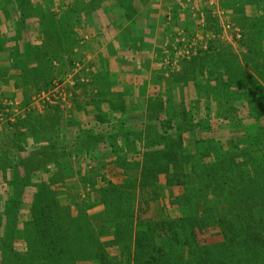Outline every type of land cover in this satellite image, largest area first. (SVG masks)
Listing matches in <instances>:
<instances>
[{"label":"rangeland","instance_id":"1","mask_svg":"<svg viewBox=\"0 0 264 264\" xmlns=\"http://www.w3.org/2000/svg\"><path fill=\"white\" fill-rule=\"evenodd\" d=\"M104 1L0 0V19L4 15L9 21L10 39L23 56L35 55L40 64L30 97L0 93V264L245 263L244 249L227 247L202 204L198 211L193 205L208 192L194 174L204 170L206 159L218 161L236 145L241 149L235 152L250 153L243 162L254 163L264 177V100L248 102V110L239 114L232 101L215 105L212 116H194L186 112L195 108L191 85L181 103L184 112L177 113L172 97L164 102L165 126L151 123L141 135L97 131V114L91 112H97V26L102 30L106 24L97 19V7ZM115 1L121 13L141 10L137 0ZM243 7L249 9L240 20L247 33L242 38L235 26L239 20L231 19L232 31L217 45L222 51L207 60L224 62L229 77L241 70L242 57L258 58L264 66V0H228L224 16L242 14ZM253 11L260 16L255 34L250 32ZM226 22H220L222 30ZM189 38L179 36L168 48ZM243 46L250 53H242ZM168 48L155 54L167 76L198 55L176 54L168 69L162 64ZM211 67L213 75L220 68ZM32 69L23 68L20 76L27 79ZM198 73L204 75L197 68L188 79L196 94L207 93L210 100L221 86ZM77 114L88 116L84 127ZM73 123L77 128H70ZM140 155L147 164L140 166L144 181L134 175L141 171L135 165ZM184 196L193 204L184 206ZM184 207H191L190 213ZM189 216L195 222L182 220ZM255 263L264 264V256Z\"/></svg>","mask_w":264,"mask_h":264},{"label":"crops","instance_id":"2","mask_svg":"<svg viewBox=\"0 0 264 264\" xmlns=\"http://www.w3.org/2000/svg\"><path fill=\"white\" fill-rule=\"evenodd\" d=\"M157 1L158 5L153 4L151 0H137L135 3L141 6V10L131 15L121 13L119 3L115 0H105L97 7V19L106 23L102 30L97 26V112H91L97 114V131H121L141 135L148 131L151 123H156L158 127H162V124L165 126V123H161L167 115L164 102L172 97L177 113L184 112L181 103H184L187 89L191 85L193 93L190 101L194 102L195 108H186V112L190 109L191 115L194 116H200L201 113L205 117L212 116L215 105L229 106L227 103L232 101L235 102V108L232 110L239 114L248 110V102L264 100V66L261 67L258 58L242 57V67L239 66L241 70L233 71L231 77L227 74L228 70L223 68L224 62L211 64L207 61L210 56L222 51L223 48L217 46L221 35L232 31L224 26V30L221 29L223 21L231 22V19L237 18L239 21L235 26L237 25L240 36H244L245 31L247 33L240 20L248 16V8L243 7L242 14L237 11L235 15L232 11L224 16L228 0ZM167 15L169 17L166 18ZM252 15L254 28L250 29V32L255 34L260 16L256 11H253ZM9 28L10 23L8 20L5 22L3 15L0 19V93L21 100L34 94L36 88L32 87V81H35V75L39 74L36 72V65L39 67L40 64L37 62V56L22 55L16 41L10 39ZM179 36H196L194 47L198 55L191 57L192 62L180 64L178 74L167 76L158 63L161 62L159 55L157 59L155 54L165 53ZM18 42L22 44L25 41L21 38ZM168 49L169 55H172L173 49ZM241 51L250 53L247 46L241 47ZM213 65L220 67L215 70L217 72L214 75L211 72ZM25 67L33 68L27 79L20 76ZM197 68L204 74L198 73V76H206L207 80L215 78L216 83L221 86L219 92H214L215 97L210 100L206 96L207 93L196 94L192 79H188ZM168 89L173 96H168ZM258 107L255 105L253 109L259 111ZM77 118L82 120L84 127L88 116L77 114ZM70 121L74 122L73 117ZM205 125L207 128L212 127L208 121ZM70 128H77V125L73 123ZM143 140L142 135L141 141ZM215 140L220 138L216 137ZM136 142V139H132L130 146L135 147ZM161 147L164 148L163 145ZM135 160L138 161L135 163L139 165L138 168L147 165L143 155ZM209 163H212L210 158L205 160V164ZM142 173L143 168L134 175L144 181L146 177Z\"/></svg>","mask_w":264,"mask_h":264},{"label":"trees","instance_id":"3","mask_svg":"<svg viewBox=\"0 0 264 264\" xmlns=\"http://www.w3.org/2000/svg\"><path fill=\"white\" fill-rule=\"evenodd\" d=\"M234 148L235 151L241 149L236 145ZM235 151L205 164L200 174H194L197 181L201 180L203 190L208 192L194 204L184 196L183 204H193L197 211L203 206L212 219L211 225L221 230L227 247L233 244L237 249L243 248L245 263L256 264L255 261L264 256V177L256 172L254 163L243 162L250 153ZM190 208L184 207L189 213ZM182 220L189 223L196 219L189 216Z\"/></svg>","mask_w":264,"mask_h":264},{"label":"built area","instance_id":"4","mask_svg":"<svg viewBox=\"0 0 264 264\" xmlns=\"http://www.w3.org/2000/svg\"><path fill=\"white\" fill-rule=\"evenodd\" d=\"M226 25L228 27V25H230V22H226ZM196 36L194 38H189L187 39L188 41H184L182 40L181 42L178 41L177 43V47L175 46L172 52V55H167L163 58L162 60V64L166 67V68H171L174 66V59L176 57V54L179 55H184L185 57H188L190 55H194L195 54V50L193 49V45H194V40H195ZM178 52V53H177ZM4 117L3 114L0 113V136L2 133V127H3V123H4Z\"/></svg>","mask_w":264,"mask_h":264}]
</instances>
